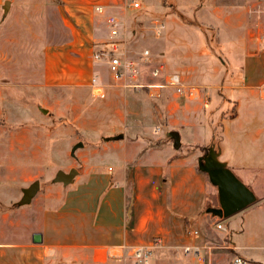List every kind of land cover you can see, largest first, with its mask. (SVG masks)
Instances as JSON below:
<instances>
[{
	"label": "crops",
	"instance_id": "0c3cea01",
	"mask_svg": "<svg viewBox=\"0 0 264 264\" xmlns=\"http://www.w3.org/2000/svg\"><path fill=\"white\" fill-rule=\"evenodd\" d=\"M88 1L79 0V7ZM99 1L106 13L124 22L130 30L128 40H134L141 28L134 25L132 10L123 6V0ZM8 2L9 10L16 0ZM223 9L215 16L222 24L218 27L215 22L216 38L236 36L229 44L221 40L219 46L237 64L228 80L213 87L188 84L151 55L139 66L133 82L137 87L124 88L112 80L106 66L110 77L102 79L108 82L105 91L110 96L106 138L89 148L72 183L51 185L50 193L32 198L30 209L11 206L15 201L6 194L12 192L0 185V264H134L131 251L141 247L150 250L149 257L163 250L175 260L191 257L201 264L183 248L208 240L206 223L210 219L212 228L216 219L206 213L218 205V198L216 187L198 168L202 148H211L217 161L254 193L258 202L253 206L264 209V26L249 30L244 9ZM93 16L103 20L107 31L104 16ZM168 22L178 30L182 27L174 18ZM155 67L163 68L156 77L151 75ZM71 70L59 84L89 89L90 81H81L79 69ZM171 74L197 87L199 98H184L165 86V76ZM144 85L161 86L155 89L159 96L151 97ZM172 133L179 137L178 148ZM5 170L17 168L7 163ZM213 195L215 203L209 200ZM191 229L199 230L200 237L191 238ZM33 234L41 235L40 244L32 242ZM218 234L227 238L233 254L242 256L236 253L227 227L226 233Z\"/></svg>",
	"mask_w": 264,
	"mask_h": 264
},
{
	"label": "rangeland",
	"instance_id": "374dc122",
	"mask_svg": "<svg viewBox=\"0 0 264 264\" xmlns=\"http://www.w3.org/2000/svg\"><path fill=\"white\" fill-rule=\"evenodd\" d=\"M8 1L0 6V185L12 192L6 194L8 200L15 201L11 206H18L22 189L39 181L33 199L50 193L48 187L58 184L54 182L58 171L79 172L89 148L106 138L110 96L106 97L105 91L104 98H93L83 85L73 88L59 84L60 77L72 73L71 69H79L82 82L90 81L92 75L105 80L110 77L107 62L92 59L107 47L103 20L92 12L99 0L88 1L90 7L86 3L79 7V0H16L4 15L3 6ZM139 2L140 8L132 11L131 18L141 29L134 40H128L130 31L125 34L126 53L137 57L148 50L150 60L154 56L166 71L177 73L192 85H219L221 79L230 78L233 67L237 68L231 54L219 51L221 40L229 44L236 36L216 38L215 22L222 26L215 17L217 12L227 7L244 9L249 30L257 24L264 26V0ZM171 18L181 23L179 30L169 24ZM156 25L162 26L159 36L155 35ZM103 83L107 86L108 82ZM209 92L218 94L216 89ZM78 143L82 146L73 150ZM7 163L17 170H5ZM209 200L215 203V196ZM256 202L258 199L221 222L230 233L236 253L249 258L250 263L264 264V209L253 206ZM25 206L31 207L30 203ZM215 222L214 218L212 224ZM210 225L208 219L206 238L217 246L225 245L226 239ZM158 259L159 264H196L191 257L175 260L163 250L154 251L142 264H155Z\"/></svg>",
	"mask_w": 264,
	"mask_h": 264
},
{
	"label": "built area",
	"instance_id": "2783aa9c",
	"mask_svg": "<svg viewBox=\"0 0 264 264\" xmlns=\"http://www.w3.org/2000/svg\"><path fill=\"white\" fill-rule=\"evenodd\" d=\"M123 6L132 11L140 8L139 0H123ZM97 15L104 16L105 26L108 31L109 41L106 44V49H102L100 52L93 55L94 62L105 61L107 62V70L115 82H121L124 88L137 87L133 82L137 78L139 66L149 61V51L143 50L137 57H130L126 53L125 47V34L130 31L125 26L124 22L114 13H106L105 7L97 4L93 8ZM162 31L161 25H156L155 35L159 36ZM162 67H155L151 71V75L156 77L162 72ZM165 86H169L174 89L177 95L190 100H196L199 98V89L195 86L185 85L182 83L180 77L177 74H171L165 76ZM105 87L102 79L98 75H92L89 82V89L93 98H104ZM148 89V94L151 97H158L159 93L155 89L161 87L159 85H144ZM261 89L264 90V83L261 85ZM213 227L218 232L226 233V226L216 218ZM191 238H199L200 233L197 229H191L188 231ZM225 245H215L210 240L204 241L200 246H185L183 248L184 253L193 252L198 257L201 264H253L248 259L233 254V250L227 238H224ZM227 241V242H226ZM228 251V253L223 252ZM216 251V252H215ZM222 251L223 253L219 252ZM229 251L231 253H229ZM221 255L220 260H216L214 257ZM150 255V250L145 247L136 248L131 251V256L134 259V264H142L146 262Z\"/></svg>",
	"mask_w": 264,
	"mask_h": 264
},
{
	"label": "water",
	"instance_id": "95a60500",
	"mask_svg": "<svg viewBox=\"0 0 264 264\" xmlns=\"http://www.w3.org/2000/svg\"><path fill=\"white\" fill-rule=\"evenodd\" d=\"M9 2H5L3 6L4 15L7 13ZM46 113L45 110H41ZM174 148L179 147V137L177 134L172 133ZM78 143L73 150L81 147ZM198 168L201 172L206 173L209 183L216 187L218 207H208L206 213L213 217L222 218L230 217L231 215L245 209L256 201L254 193L247 188L223 163L217 161L214 152L211 148L208 153L198 159ZM77 175L76 169H70L68 172L58 171L55 174L54 182L67 185L72 183ZM39 190V181H34L28 187L22 189V196L19 205H27L31 202L32 198ZM32 242L34 244L41 243V235L33 234Z\"/></svg>",
	"mask_w": 264,
	"mask_h": 264
},
{
	"label": "trees",
	"instance_id": "16d2710c",
	"mask_svg": "<svg viewBox=\"0 0 264 264\" xmlns=\"http://www.w3.org/2000/svg\"><path fill=\"white\" fill-rule=\"evenodd\" d=\"M114 138H115V139H119L120 137L117 136V137H114ZM208 149H209V148H202V150H204V152H206V151L208 152ZM205 174H206V173H205ZM206 175H207V174H206ZM207 178H208V177H207Z\"/></svg>",
	"mask_w": 264,
	"mask_h": 264
}]
</instances>
